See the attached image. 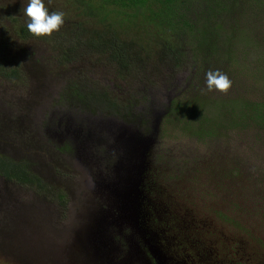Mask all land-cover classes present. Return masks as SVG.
I'll list each match as a JSON object with an SVG mask.
<instances>
[{
  "label": "rangeland",
  "instance_id": "374dc122",
  "mask_svg": "<svg viewBox=\"0 0 264 264\" xmlns=\"http://www.w3.org/2000/svg\"><path fill=\"white\" fill-rule=\"evenodd\" d=\"M70 1L43 0L64 13L63 26L21 40L29 0H0V64L15 71L0 76V156L26 163L42 185L0 178V264H78L81 237L107 264H264V129L237 130L222 108L264 101V43L255 39L264 22L240 17L249 53L237 45L208 67L185 37L146 16L83 20ZM165 34L178 43L176 61L161 53ZM90 38L119 41L128 68L117 74L112 48H77ZM217 69L232 81L226 95L206 91ZM77 95L83 106L69 102Z\"/></svg>",
  "mask_w": 264,
  "mask_h": 264
},
{
  "label": "trees",
  "instance_id": "16d2710c",
  "mask_svg": "<svg viewBox=\"0 0 264 264\" xmlns=\"http://www.w3.org/2000/svg\"><path fill=\"white\" fill-rule=\"evenodd\" d=\"M70 3L68 8L75 6L76 9H79L83 20H88L94 16L101 18V21L110 20V18H114L117 15L126 16L125 18L146 16L148 23H151L155 28L166 29L169 36L174 33L173 36L185 37L190 43V54L195 57L193 61L195 62L198 58L201 64L202 62H208L207 65L211 64L208 67H213L218 63L217 55L222 54V52L228 53L233 58V52L235 51H233V48L237 45H241L242 49L246 50L247 54L249 53L246 47L252 44L251 39L244 42L235 29L241 26L236 25L240 17L248 18V12L264 22V0H71ZM241 5H244L246 11ZM12 20L14 22V19ZM158 31L161 32L160 30ZM16 32L17 37L21 40H34L37 38L29 33L27 23L17 25ZM167 34L164 35L165 40L162 42L164 46L161 53L176 61L175 55H180V51L176 47L178 43L174 44L176 46L171 47L170 42L166 41L168 38ZM255 39L257 42L264 43V36H258ZM74 44H77V41ZM81 44L93 52H100V50L105 52L112 48L108 51L107 60L115 65L117 74L129 66V59L124 53L121 43L115 39L101 43L94 38H90L83 43H78L77 48ZM60 54L62 55L58 59L62 60V62L72 61V59H68L69 53L61 52ZM258 62L260 61L258 60ZM14 74V70H10L7 73L6 68L0 64L1 77L10 80L14 78ZM68 99L69 102L75 99L78 101L76 103L83 106L81 103L83 97L80 95ZM101 101H104L103 96H101ZM189 101H185L183 105H186V102ZM191 102H196V100ZM106 104H108V101ZM85 105L87 104L85 103ZM196 105L193 104L192 107L195 108ZM174 107L175 110L177 108L183 109L180 105H175ZM222 108L227 109L224 112L225 119L223 121L229 118L230 123L237 130L241 131L248 128L249 125L257 127L258 133L264 129V101L262 97L251 101L245 99L240 103L230 100L228 104H223ZM205 114V110L200 109L197 112L200 126L204 128L209 127L207 125L212 123L209 121L211 119L205 116L201 117ZM257 176L262 179L264 172L259 171ZM0 178L16 184L36 185L38 189L42 188L38 178L28 172L26 163L14 161L5 156H0Z\"/></svg>",
  "mask_w": 264,
  "mask_h": 264
},
{
  "label": "clouds",
  "instance_id": "9594fccd",
  "mask_svg": "<svg viewBox=\"0 0 264 264\" xmlns=\"http://www.w3.org/2000/svg\"><path fill=\"white\" fill-rule=\"evenodd\" d=\"M27 19L29 33L37 38L51 37L58 32L64 24L63 12H52L46 9L43 0H29L26 8L23 9ZM232 87V81L220 70H208L206 73V91H217L228 94Z\"/></svg>",
  "mask_w": 264,
  "mask_h": 264
},
{
  "label": "flooded vegetation",
  "instance_id": "af4514ba",
  "mask_svg": "<svg viewBox=\"0 0 264 264\" xmlns=\"http://www.w3.org/2000/svg\"><path fill=\"white\" fill-rule=\"evenodd\" d=\"M79 238V236H76ZM85 239V243H83V240ZM91 238H86V237H81V240L76 239V244L73 248L77 247V256L79 257L78 264H107V261L105 262V255L102 252L94 251L95 249L93 248L92 245H90ZM82 241V243H80ZM93 248V249H92ZM81 259V261H80ZM110 264V262H109Z\"/></svg>",
  "mask_w": 264,
  "mask_h": 264
},
{
  "label": "water",
  "instance_id": "95a60500",
  "mask_svg": "<svg viewBox=\"0 0 264 264\" xmlns=\"http://www.w3.org/2000/svg\"><path fill=\"white\" fill-rule=\"evenodd\" d=\"M131 183V182H130ZM130 183H128V187H129V185H130ZM128 187H126L123 191L125 192H123L124 193V195L123 196H120L121 198V201L124 203V205H125V207H123V209L122 210H124L125 209V211H126V209H128V207L129 206H127L126 207V204H127V202H128V193H127V191H125ZM134 192H135V189H134ZM127 212H129V211H127Z\"/></svg>",
  "mask_w": 264,
  "mask_h": 264
}]
</instances>
